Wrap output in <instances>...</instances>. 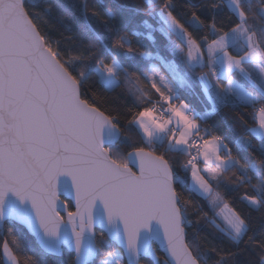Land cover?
<instances>
[{
	"label": "snow or ice",
	"instance_id": "snow-or-ice-1",
	"mask_svg": "<svg viewBox=\"0 0 264 264\" xmlns=\"http://www.w3.org/2000/svg\"><path fill=\"white\" fill-rule=\"evenodd\" d=\"M223 6L0 0V264H264V0Z\"/></svg>",
	"mask_w": 264,
	"mask_h": 264
},
{
	"label": "trees",
	"instance_id": "trees-1",
	"mask_svg": "<svg viewBox=\"0 0 264 264\" xmlns=\"http://www.w3.org/2000/svg\"><path fill=\"white\" fill-rule=\"evenodd\" d=\"M138 2V0H137ZM216 3V4H220L222 5V11L220 13V15L217 17L218 21H226L228 19L229 13H228V9L226 7H224V1L221 0H178V3L184 5L186 8L197 11L198 14L201 15L202 18H204L205 16L209 15L208 13L202 11L203 7H207V5L209 3ZM192 5H196V8H192ZM189 16H190V12H189ZM71 29V25L70 24H65L63 26L61 25H56V28L53 32L54 37L59 38L61 36V34H63L65 37L69 36L72 34V32L70 31ZM142 43L144 44L145 47H151V45L149 44V42L147 40H143ZM226 113H231L230 109H224L223 110ZM243 192V190H241V193ZM242 211H244L246 214H248L250 216V218L254 221V222H259L261 217L264 216V209H261L259 212L257 211H250L249 208L240 205ZM210 230L207 229L205 226L201 225L200 226V234L204 235L207 232H209ZM251 234V233H249ZM215 243L217 245H219L220 247H227L226 244H222L220 241H215ZM241 248H243V245H241ZM233 251H236V249H233ZM237 260L240 262V264H245V262L249 259H251V257L249 256L248 253L245 252H241L240 255H238ZM50 264L52 261V257H48ZM63 259L65 261H70L71 260V256L65 254V256L63 257ZM141 264H152L147 260H142L141 259Z\"/></svg>",
	"mask_w": 264,
	"mask_h": 264
},
{
	"label": "water",
	"instance_id": "water-1",
	"mask_svg": "<svg viewBox=\"0 0 264 264\" xmlns=\"http://www.w3.org/2000/svg\"><path fill=\"white\" fill-rule=\"evenodd\" d=\"M221 1H224V0H221ZM61 199H68V198L62 196ZM71 210H74V206H73V208ZM141 259L142 260H147V261H149L150 263L153 264V261L150 258L141 257Z\"/></svg>",
	"mask_w": 264,
	"mask_h": 264
}]
</instances>
